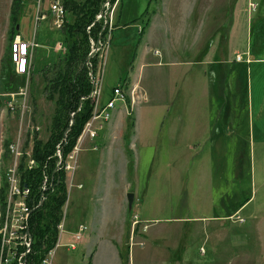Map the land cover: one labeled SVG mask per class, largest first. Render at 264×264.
<instances>
[{"label":"rangeland","instance_id":"obj_1","mask_svg":"<svg viewBox=\"0 0 264 264\" xmlns=\"http://www.w3.org/2000/svg\"><path fill=\"white\" fill-rule=\"evenodd\" d=\"M197 1L176 0V40L167 37L160 45L158 25L145 35L139 32L144 26L142 16L149 8L153 11L155 0L121 3L107 53L104 51L99 63L103 74L100 101L106 104L114 87L120 85L125 103L117 102L112 119L102 124L103 139L74 157L78 166L75 181L82 188H70L66 230L68 233L84 223L88 231L76 251L57 249L54 264H83L95 241L111 261L118 259L109 247L102 250L107 239L118 242L123 233L121 217L116 226L103 229L100 221L108 218L102 213L106 203L122 207L128 220L139 216L142 224L136 241L145 242L144 248L167 249L168 264H174L173 258L179 255L191 262H212L209 245L205 247L207 255L204 248L200 250L204 233L192 237L190 229L215 222L196 223L193 219L224 214L225 209L233 213L235 206L248 198H253L252 204L240 214L244 223L236 219L222 223L231 227L229 240L238 252L251 246L255 264H264V0L256 1L258 8L251 14L249 0H244L234 52L223 61L224 66L214 68L199 64L204 55L195 48L204 29L212 27L215 32L224 26L218 54L226 52L236 0H230V5L225 0ZM202 5L206 9H201ZM11 6L12 0H0V95L10 87L9 94L19 93L27 84L22 77L11 81L4 69L12 42L13 26L7 29ZM36 13L37 0H24L17 32L26 41L36 34L39 45L29 80L28 106L24 109L20 96H0V185L3 172L11 165V157L3 162L4 145L14 143L21 129L26 133L21 117L26 116L31 126H39V137L46 142L55 114L45 75L52 77L63 59L53 47L63 42L64 35L50 21L37 23ZM129 83H137V87L129 91ZM9 101L15 111L8 108ZM132 121L135 128L130 130ZM95 146L97 150H93ZM130 194L134 195L132 209ZM254 211L256 220L250 217ZM97 220L101 231L91 233ZM130 222L119 249L124 260L133 233V227L128 230ZM149 247L135 246L133 253H144Z\"/></svg>","mask_w":264,"mask_h":264},{"label":"built area","instance_id":"obj_2","mask_svg":"<svg viewBox=\"0 0 264 264\" xmlns=\"http://www.w3.org/2000/svg\"><path fill=\"white\" fill-rule=\"evenodd\" d=\"M68 0H37V13L36 22H46L50 21L52 27L58 30H62L64 25L67 23L68 11L66 9V2ZM81 1V0H74ZM257 0H249L248 10L249 13H253L257 10L258 4ZM120 3V0H106L103 4L101 12L97 15L96 21H103L105 26L104 29L108 28V34L106 38L102 35L95 41L91 39V51L87 61V67L89 69V77L92 84V92L89 95V99L92 101L93 114L91 120L86 124L84 131L80 138L78 139L77 145L73 152L70 153L66 159H64L63 144H67L66 137L63 141L57 145L54 158L59 161L57 163L56 171H64L67 176V188H68V200L70 195V188H77L81 190L82 185L75 183V173L78 166L73 162L75 155L82 150L83 146L87 142L95 143L99 138L100 132L103 129L102 124L109 122L112 117L113 110L116 108L117 102L125 103V96L121 87H116L113 90V98H111L106 104H101L102 90L101 81L102 75L99 71L97 74L94 73L92 64L90 60L97 56L100 59L103 57V53H107L111 32H113L114 17L116 9ZM48 6V9H46ZM88 28V32L91 30ZM139 32H142V27H139ZM39 47L36 41V34L33 36L31 41H26L21 35H17L10 45V58L13 65V69L17 76L25 77L27 79L26 86L16 94H4L0 95L3 97L11 96L15 98V95L23 98L24 109L28 106L29 98V80L33 69V59L35 50ZM53 50L57 54L64 55L67 52V48L64 42H57ZM105 51V52H104ZM240 56L238 60H240ZM100 67V64H99ZM84 100V99H83ZM8 108L11 111H15V106L11 101L8 102ZM74 116V115H73ZM22 123L26 126V133L24 135L21 129L17 140L11 143L9 146L11 165L7 171H5V178L8 184L7 197L2 209L0 203V264H13L17 261L18 264H27L25 258L31 252L32 237L29 230V222L33 211L36 207H30L28 200L31 196V188L28 186H23L22 184V174L21 165H24L25 170H34L39 167L38 163L33 157V150L37 138L39 137L40 127L36 125L31 126V121H28L26 116L21 117ZM73 124V123H72ZM95 146L93 150H97ZM46 165L43 171L42 184L40 186V205H42L48 198L47 194L52 191L54 186V177L46 172ZM71 180V183H70ZM2 183V182H1ZM1 191V185H0ZM63 209V217L60 225L58 226V241L55 249L50 251L47 257L43 260L42 264H54V258L56 255V250L60 248H66L71 251H76L83 243L86 237V232L88 231V226L86 224H79L74 231H69L67 233V210L66 206ZM38 206V207H39ZM244 223L245 220L240 217L239 214L230 218ZM142 224L139 216H134L132 218L133 233L131 234L130 248L137 246L140 248L145 247V242H137L135 235L136 229ZM137 227V228H136ZM136 228V229H135ZM20 249H24V252L19 253ZM204 252V250H202Z\"/></svg>","mask_w":264,"mask_h":264},{"label":"trees","instance_id":"obj_3","mask_svg":"<svg viewBox=\"0 0 264 264\" xmlns=\"http://www.w3.org/2000/svg\"><path fill=\"white\" fill-rule=\"evenodd\" d=\"M105 1L68 0L66 2V9L68 11L67 23L61 32L64 35L63 42L67 48V52L57 65L56 73L52 77L45 75L48 80L46 90L49 94V99L55 101L54 103L56 105L55 114L50 126V136L44 142L37 138L36 135L33 157L39 167L30 171L25 170L24 165H21L22 184L23 186L31 188L32 191L28 204L30 207H36L29 222L32 246L31 252L25 258L27 264H42L48 253L55 249L58 241V226L62 221L63 209L68 201V188L66 173L64 171H56L59 160L54 158V155L57 145L66 137L67 144H63L64 159H66L73 152L86 124L92 118L93 105L91 99L88 98L92 92V84L89 77L87 61L91 51V39L98 41L101 35L103 38H106L108 34V28L106 27L104 29V22L96 21V17L101 12ZM151 4L152 2H150ZM23 5L24 0H13L12 2V41L18 35L17 26ZM153 13L154 11L149 8L143 14L144 26L140 35H145ZM92 25L94 26L88 32V28ZM206 47L208 48V46ZM205 52L204 49L202 55ZM4 62V69L9 79L12 81L15 76L19 77L15 74L11 63L10 47L9 54ZM90 63L92 64L94 73L97 74L99 57H93ZM10 92L11 87L2 93L7 94ZM128 102L130 103V101ZM1 107L2 103L0 101V112ZM134 128L135 122L132 121L130 130ZM10 144V142H6L4 145L3 162H9L10 160ZM45 165L46 172L51 178L54 177V186L52 191L48 192L47 200L39 206L41 195L40 186L42 184ZM3 173L0 191L2 209L4 208L8 191L5 171ZM22 252H24V249H20L19 253ZM129 255L128 249L127 257L124 260L121 253L124 264L129 262ZM13 264H18V262L15 261Z\"/></svg>","mask_w":264,"mask_h":264},{"label":"crops","instance_id":"obj_4","mask_svg":"<svg viewBox=\"0 0 264 264\" xmlns=\"http://www.w3.org/2000/svg\"><path fill=\"white\" fill-rule=\"evenodd\" d=\"M159 1L160 2L158 3H156L157 1H155V4L152 6L154 13H153L150 25L147 29L150 32L154 29L155 25H158L157 31L160 33L162 37V39L160 38L161 40H159L158 45H160L164 40H167V37L173 38V40H176V0H159ZM225 1L228 2V4L230 5V0H225ZM122 2L123 0H120V3L116 9L115 17H117L119 13V7ZM243 4H244V0H236V4L234 6V17H233L234 22H233V26L230 32L228 47L224 54H218L219 45H220L219 41L221 38L220 31L222 27L224 26H220L219 28L216 29L215 32L213 31L212 27L208 29H204L201 32V35L199 37V42H198L199 45L197 44L198 46L195 49L197 52L199 50V53L201 54L204 51V49L206 52L202 59L199 58L200 65L208 64L212 68H214L215 65L224 66V62H226V60L230 58V56L234 52L235 38L239 31V22L244 17L242 14L244 12ZM221 8L225 9L224 6H222ZM201 9H206V8L204 7V5H202ZM228 13L229 12H227V14L225 15L226 19L228 18L227 17ZM10 25L11 23L8 25L7 29L9 28ZM213 41H217V42L214 44ZM206 46H208V48ZM218 57H221V58L217 60ZM118 86L120 87V85H117L114 88ZM127 87H129L128 90L130 91L133 88L137 87V83H132V84L129 83ZM112 97H113V93L108 99H111ZM102 139H103V136L100 135L99 138L95 141V143L99 142ZM90 144H94V143L87 142L85 143L82 149H86ZM76 173H75V177H76ZM76 184L82 185L80 182H77ZM74 189L78 190L77 188H74ZM252 199L253 198H248L246 199L245 202H242L241 204L235 206L236 210H234L233 213H229L228 211H226L227 209H225L224 214L216 212L215 216L211 218L196 217L193 219L195 220L196 223L201 222V221L215 222L214 225L203 224V226H195V228L190 229V236L192 237L196 236L198 233H201V232L204 233V241H203V244L200 246V250L204 248L206 252L205 254L207 255L208 250L205 247L209 245V250H210L209 253L213 257L214 261L212 260V262H203V263L196 262V261L191 262V261H188L186 257L179 255V256H176V260L173 258L174 264H255V259H254L255 250H253L251 246H248V248L243 250V252L241 253L238 252L237 249L234 248V242L229 240L230 234H231V231H230L231 227L222 223L223 221L230 220V218L235 216L236 214L240 215L242 212L248 209L249 206L252 204L250 202ZM76 201L78 202L81 201V197L76 198ZM102 213H103V216L108 217L105 221L103 220L100 221V223L103 226V229L105 227L110 229V226L112 225L116 226L120 220V217L122 218L123 233L119 241L117 242V240H114V239L112 240L107 239L108 242L102 247L103 248L102 250L104 251H108L107 247H109V252L113 253V255L117 254L118 259H112L111 261V259L106 256L107 254H103L101 250L98 248L99 247L98 241H95V245H94L95 248L92 251V253L90 252L91 255L89 256V260L84 262L83 264H124L119 249L123 247L124 236L127 235V227H128L127 224H129L131 219L128 220L126 211H124L122 207L121 208L114 207V205L111 206V204L109 203H106L103 206ZM257 215H258L257 212L254 211L250 214V217H253L254 220H256ZM96 223L97 225L95 226V228L90 229L91 233L93 231H97V233L101 231V227L99 225L98 220L96 221ZM257 225L254 230L257 232L256 242L258 246L257 249L259 251L260 249L259 231L260 230L257 229ZM75 229L76 227H72L70 228V231H74ZM130 229H131V226L128 229L129 232H130ZM100 240L101 242L104 241V239L102 238H100ZM242 242L245 243V241H242ZM83 245L89 246L87 244H83ZM147 247L149 248L147 249L146 252L139 253L136 255L133 253V249L135 248L133 247L130 250L129 262L126 264H168L170 262V261L168 262V250L167 249L165 250L160 249L159 247H156L155 245H148ZM180 248L181 247L179 246V249ZM61 259H64V258H61Z\"/></svg>","mask_w":264,"mask_h":264},{"label":"water","instance_id":"obj_5","mask_svg":"<svg viewBox=\"0 0 264 264\" xmlns=\"http://www.w3.org/2000/svg\"><path fill=\"white\" fill-rule=\"evenodd\" d=\"M17 30H19V27L18 26H17ZM133 203H134V195L133 194H130L128 196L129 209H132Z\"/></svg>","mask_w":264,"mask_h":264}]
</instances>
